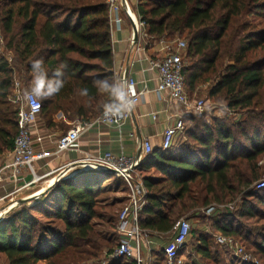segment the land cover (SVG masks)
Listing matches in <instances>:
<instances>
[{
	"label": "trees",
	"instance_id": "obj_1",
	"mask_svg": "<svg viewBox=\"0 0 264 264\" xmlns=\"http://www.w3.org/2000/svg\"><path fill=\"white\" fill-rule=\"evenodd\" d=\"M137 11L148 38H184L188 97L203 92L237 115L191 113L183 119L184 140L177 148L146 154L138 165L147 190L140 229L171 233L186 216L198 223L189 236L203 259L218 260L209 232L201 229L209 225L212 235L231 236L264 264V188L254 186L264 154V27L257 20L264 18V0H138ZM0 34V154L12 150L17 134V110L8 100L12 82L17 76L30 87L36 60H43L50 79L62 63L67 65L60 91L39 98L47 129L64 134L75 122L96 118L107 102L118 103L100 87L105 80L115 82L106 0H0ZM111 177L101 170L82 171L54 184L49 195L59 200L53 209H43V197L12 209L0 221L5 264H103L118 244V215L98 205L112 186L102 181ZM225 204H233L232 210L202 213ZM95 220L112 232L98 231ZM185 247L186 241L179 256ZM154 263L166 264L163 251ZM105 264L136 262L119 258Z\"/></svg>",
	"mask_w": 264,
	"mask_h": 264
},
{
	"label": "built area",
	"instance_id": "obj_2",
	"mask_svg": "<svg viewBox=\"0 0 264 264\" xmlns=\"http://www.w3.org/2000/svg\"><path fill=\"white\" fill-rule=\"evenodd\" d=\"M106 3L108 5L110 27L113 25L116 29H119L122 23L120 0H106ZM135 30L136 33L141 34L143 39H148L145 33V23L142 21L139 13H137L135 20ZM0 42H2L1 34ZM158 42L161 43L163 48L162 55L150 59V65L157 70L158 84L156 91L158 93H166L174 103L186 109L187 113H199L204 107V101L188 97L182 75V59L186 42L178 38L161 39ZM7 61L10 63L8 59ZM115 83H117V80H115ZM125 85L127 92L125 100L131 101L133 107L138 102L141 93L136 90L135 81L132 78H127ZM30 92L31 90L23 87L22 81L16 76L12 82L8 100L17 110V134L13 141V148L8 154L10 160L0 167V185L3 181L2 172L4 170L10 171V177L14 181L19 177L21 169H25L32 175V182L38 180L39 176L36 175L34 164L36 161L49 156L44 151H35L34 149L33 134L37 119L40 116L41 104L39 98L30 94L26 95V93ZM114 103H116L115 100L107 102L102 112L96 118L86 122H76L64 134L60 135L55 144V154L77 150L80 134L94 123L113 124L118 128L121 127L128 119L131 109L120 117H106V106ZM184 130L185 124L183 118L181 116L175 117L174 121L163 130L161 149L165 150L172 146L175 137L179 134L183 136ZM143 150L145 154L152 150L149 142L146 140L143 141ZM80 161L114 170L115 175L120 177L126 185L127 202L121 208L117 217L118 244L113 252L109 254L108 259L103 260V264L119 258L134 259L136 264H142L143 258L140 251L142 248L148 251L153 249V242L150 240V234L142 231L138 225V215L146 202L147 190L143 185L141 177L133 175L138 167L137 162L133 157L124 154L113 155L110 152L97 156L85 154ZM254 186L255 189H263L264 176ZM232 208L233 204L211 205L207 209H204L202 213L210 216L221 211L232 210ZM190 231L191 223L189 220L180 218L174 223L170 241L163 248L166 264H183L182 255L179 256L178 251L187 240ZM213 237L216 244L233 252V255L241 263H258L255 260H251L250 255L239 244L240 242L231 236L216 233Z\"/></svg>",
	"mask_w": 264,
	"mask_h": 264
},
{
	"label": "crops",
	"instance_id": "obj_3",
	"mask_svg": "<svg viewBox=\"0 0 264 264\" xmlns=\"http://www.w3.org/2000/svg\"><path fill=\"white\" fill-rule=\"evenodd\" d=\"M137 4L138 0H120L122 23L119 29L113 25L111 27V56L115 80L125 84L127 78H132L136 90L141 93L138 102L131 108L128 119L119 128L113 124L94 123L80 134L77 150L55 154V144L60 132L47 129L39 116L33 134L34 149L44 151L49 156L35 162L34 168L39 179L34 182L32 175L25 169H21L16 181L10 177L9 170L2 172L0 221L14 208L34 205L37 200L53 190L58 180L82 171L99 170V166L80 161L85 154H124L133 157L139 165L146 156L143 150L144 140L149 142L152 150L160 149L165 127L172 123L175 117L181 116L184 119L191 114L181 105L174 103L166 93L156 91L157 70L150 65V59L162 55L163 48L158 41L143 39L138 32L134 41ZM183 140V136L177 135L172 146L177 148ZM9 152L0 154V167L10 160ZM140 173L141 169L137 167L133 175L141 177ZM170 238V232L151 233L153 249H141L142 264L151 263L154 254L157 258Z\"/></svg>",
	"mask_w": 264,
	"mask_h": 264
},
{
	"label": "rangeland",
	"instance_id": "obj_4",
	"mask_svg": "<svg viewBox=\"0 0 264 264\" xmlns=\"http://www.w3.org/2000/svg\"><path fill=\"white\" fill-rule=\"evenodd\" d=\"M143 1L145 2L146 0H141L142 4L144 3ZM257 20H258V24L260 23V26L264 27V18L258 16ZM1 37H2V42H0V52H2V50H3L2 47H3V41H4L2 34H1ZM178 39L184 40L183 37H179ZM5 56L7 57V59L10 62H13V53L12 52L5 53ZM22 83H23V81H22ZM30 85H31L30 87H26L27 90L32 88L34 83H31ZM205 97H206V94L202 92L198 97L194 98L196 100L202 99L204 101V107L202 108V110L199 113L207 111L209 116L216 115L218 117H221L224 115H228L229 117H233V118L237 117L236 114L228 112L225 110V104L223 102L216 101V100L214 101V98L206 99ZM15 119L17 121V115H16ZM40 120H42L41 117H40ZM68 129H66V130H68ZM62 133L63 132H60V135ZM259 164L261 166L260 178H262L264 176V154L260 157ZM102 182L111 183L112 186H111V190L103 192V194L100 196L102 198V200H99L98 205L101 207L107 206L110 209V210H108L109 213H111V215H114V217H115L119 214L121 208L124 207V205L127 202L126 185H125L124 181L120 177H118L117 175H113L111 178H109V180L108 179H107V181L103 180ZM117 184H119L120 188H121L118 191L113 187V186H116ZM43 200H44L43 201V209L46 210V209H53L54 207H56L59 199L56 195L45 194L43 197ZM48 201L50 202L49 204L47 203ZM260 209H264V208L260 207ZM182 218L187 219L186 216H182ZM41 220H43V218ZM252 221H254V220H250L249 222H252ZM189 222L191 223V225H194V226L197 225L198 226V223L196 222V220H195V222H194V220L193 221L189 220ZM95 224H96L95 228L98 231H102V233H104V234L109 235L112 232V230L104 222H98V220H95ZM201 229L207 230L209 232L208 235L210 236V239L212 240L213 245H215L214 252L216 253V256L218 257V260L215 261L213 259H209V260L203 259L201 257V254H198V252H197L196 240L189 236L186 240L185 250L181 256V259L183 260L184 264H243L233 255V252H231L230 250L225 249L223 247H220L218 244H216L215 240L213 239V235L211 233L209 225H207L205 227H201ZM115 239L117 241L119 239V233L118 232L115 235ZM239 244H241L243 246L245 252H247L248 255H250L251 260H255V261L259 262L258 258L255 257L254 255H252L251 252L248 251L244 247L243 243L240 242ZM156 256L157 255L154 254L153 264H155L154 262L156 260ZM0 264H5V259H4L3 255H0ZM38 264H45V263L42 261ZM87 264H94V263L91 261V262H88ZM149 264H152V262Z\"/></svg>",
	"mask_w": 264,
	"mask_h": 264
},
{
	"label": "clouds",
	"instance_id": "obj_5",
	"mask_svg": "<svg viewBox=\"0 0 264 264\" xmlns=\"http://www.w3.org/2000/svg\"><path fill=\"white\" fill-rule=\"evenodd\" d=\"M43 60H36L32 64V69L34 72V85L31 88L30 95H34L37 98H50L60 91L63 87V69L67 67L66 64H61L58 69L53 74L50 79L47 73L43 69ZM100 87L103 91L109 92L118 103H114L106 106L105 116L106 117H120L125 112L129 111L132 107L131 101H126L125 97L127 95L126 85L122 82L109 84L107 80L100 82ZM87 90L85 89L84 92Z\"/></svg>",
	"mask_w": 264,
	"mask_h": 264
},
{
	"label": "water",
	"instance_id": "obj_6",
	"mask_svg": "<svg viewBox=\"0 0 264 264\" xmlns=\"http://www.w3.org/2000/svg\"><path fill=\"white\" fill-rule=\"evenodd\" d=\"M133 38H134V41H136L137 34H136L135 31L133 32ZM99 167H100L99 170L104 171V172L108 173L111 176L115 175V171L114 170H112L110 168H107V167H101V166H99ZM38 201L39 200H37L36 202H38Z\"/></svg>",
	"mask_w": 264,
	"mask_h": 264
}]
</instances>
